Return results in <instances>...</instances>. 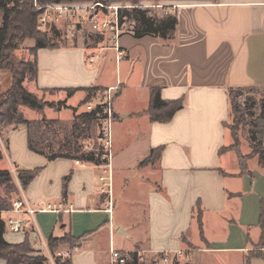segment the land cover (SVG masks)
<instances>
[{
    "label": "crops",
    "instance_id": "crops-1",
    "mask_svg": "<svg viewBox=\"0 0 264 264\" xmlns=\"http://www.w3.org/2000/svg\"><path fill=\"white\" fill-rule=\"evenodd\" d=\"M164 1L177 18L170 40L135 37L127 30L115 44L105 34L99 41L90 39L91 44L77 38L74 44L35 52L37 72L28 90L46 92L50 100L64 98L68 88L79 89L81 100L82 89L92 86L100 88L98 92L115 86L119 97L134 90L140 109H125L118 116L114 111V124L128 132L124 126L132 121L133 131H138L132 143L141 148L132 165L121 158L115 165L116 153L112 155L111 213L106 210V188L98 178L101 165L66 157L39 163V172L21 187L22 195L33 207L50 204L60 211L37 212L38 232L28 223L24 231L16 232L20 235L15 242L7 241L4 234L7 242L27 239L33 248L43 250L41 240L47 243L50 237L68 233L77 240L70 264H107L110 246L138 254L141 248L152 256L190 250V259L195 253H234L238 264H244L260 237L264 165L257 155L250 157V145V152L243 154L240 142L241 153L248 157V172L240 173L237 153L219 149L232 141L224 126L230 118L227 89L264 88V0ZM111 61L113 68L107 66ZM152 88H159L164 100L183 99L182 108L169 121L152 122L148 114H136L147 108ZM16 128L25 130L27 147L26 127ZM7 142L13 150L9 136ZM156 148H161L158 157L140 165ZM1 150L6 167L0 168H35L13 162L4 146ZM28 150L24 147L30 157ZM119 190L130 197L119 203ZM138 204L143 209H136ZM116 236L129 244L119 243Z\"/></svg>",
    "mask_w": 264,
    "mask_h": 264
},
{
    "label": "trees",
    "instance_id": "trees-1",
    "mask_svg": "<svg viewBox=\"0 0 264 264\" xmlns=\"http://www.w3.org/2000/svg\"><path fill=\"white\" fill-rule=\"evenodd\" d=\"M38 5L46 3H73L89 0H35ZM92 1V0H91ZM99 2L100 0H94ZM108 2H130V7L119 9V22H127L131 25V34L135 37L151 35L163 40H170L174 37L177 18L175 13L164 11L158 14L154 7H144L139 5L140 0H101ZM38 10L34 6V0H0V71H5L11 75L12 84L6 91L0 92V136L9 127L14 129L18 126H25L27 132V146L34 153L45 156L47 160L57 157L78 159L85 163L101 165L105 159L101 157V146L94 142L98 135L99 121L97 118V108L91 111L83 110L76 114V109L66 105L65 100L45 101L36 93L29 91L22 84L24 80L34 81L37 72L35 52L39 48H56L61 46L56 39L61 35L60 30L52 28L48 36L38 30ZM92 41H99L102 35L88 34ZM32 39L34 45L30 48L31 59L14 62L13 52L26 40ZM75 42H66L65 46ZM246 87H230L227 89L228 102L230 107V118L224 122L228 128L232 139L228 146H223L219 152L225 149H232L237 153L240 173L248 172L247 155L240 151V140L238 131L246 125V119L255 117L254 109L256 102L243 100L242 103L236 101V97ZM77 88L65 89L67 96L73 94ZM86 97L81 101L84 104L94 92L100 90L97 87L83 88ZM19 106H26L34 110H43L45 107L60 110L70 108L73 110L72 120L69 122V129L66 128L65 121L59 119L29 120L24 117ZM183 99L164 100L160 97L159 88H152L149 93V102L146 109L136 114L146 113L152 122H166L173 114L182 108ZM75 114V116H74ZM115 117V113H114ZM253 120V125L248 132V141L251 148V155L258 156V162L264 165V101L260 102L259 114ZM61 133V134H60ZM97 135L95 136V134ZM60 134L61 136L59 137ZM95 136V139H94ZM88 140L93 141V147L87 148ZM95 146V147H94ZM99 146V147H98ZM161 148L150 149L147 156L140 162V165L152 162L153 157H158ZM4 159L0 147V162ZM41 168L17 169L14 174L8 168H0V186H4L8 191L18 195V184L24 188L36 176ZM15 175V176H14ZM15 177V178H14ZM68 177V176H67ZM66 177V178H67ZM14 178V180H13ZM65 178V180H66ZM16 183V186L14 182ZM12 183V184H11ZM10 185H12L10 187ZM10 188H12L10 190ZM65 186L63 195H65ZM14 198V197H13ZM13 198L5 199L0 196V260L4 264H43L45 254L41 248L36 250L35 255L29 254L33 251L27 239L19 243H9L4 238L5 224L2 213L9 210ZM258 225L260 228L259 241L264 244V204L261 205ZM70 234H65L61 238L50 237L47 245L51 251L65 242H73ZM77 241V240H76ZM157 262L161 261L162 254L156 256ZM253 258H260L264 264V251L249 250L244 257V264H249ZM139 256L135 251L130 252V259L127 264H139ZM63 264H70L69 258ZM172 264H188L173 260Z\"/></svg>",
    "mask_w": 264,
    "mask_h": 264
},
{
    "label": "rangeland",
    "instance_id": "rangeland-1",
    "mask_svg": "<svg viewBox=\"0 0 264 264\" xmlns=\"http://www.w3.org/2000/svg\"><path fill=\"white\" fill-rule=\"evenodd\" d=\"M94 0H89V1H81V2H73L74 4L77 5H92L94 4ZM99 2H103V1H99ZM166 1L164 0H140L139 5L144 6V7H154L153 9L156 10L158 12V14H162L164 13V11H170V6L166 5L165 3ZM104 3V2H103ZM122 4V5H129L130 6V2H125V1H121V2H108L106 4ZM131 25L127 22H125L124 25V30H130ZM38 30L40 32L46 33L48 36L52 35L50 33V31H48L46 28H40L38 27ZM89 28L88 26L85 29V32L83 35H78L75 39L80 38L85 40L84 42H86L85 44H91V40L88 38V34H95L94 32H88ZM127 32V31H126ZM125 34V33H124ZM130 34V33H129ZM74 39V40H75ZM57 43L60 45H64L66 44V42H70L69 40L65 39L62 34L60 36H58V38L56 39ZM73 41V40H72ZM76 42V41H75ZM34 45V41L32 39H26L18 49H16L13 54H12V58L14 62H18L20 60H30L31 54H30V48ZM38 50V49H37ZM111 65L113 68V62L111 61V63L107 64ZM12 84V78L11 75L5 71H0V92L6 91L8 88L11 87ZM26 89H32V83L29 80H24L23 84H22ZM39 97H42L43 100L45 101H54V100H50L48 98L49 95H47L46 92H40V91H36L35 92ZM135 91L132 90V92L127 93L125 96H121L119 97L118 95H116V90L113 91V95H112V107H113V111L116 112L117 116L120 115V113L122 112H127L125 109H133V110H139L140 108V99L138 98V96H136ZM53 94V93H52ZM81 91H76L74 94H71L70 96H65L64 98H61V96L59 95L58 98H56V100L59 99H64L65 103L70 106V107H74L76 109V114H78L79 112L85 110V105L81 104ZM101 95V92H94L92 94V96L87 100V101H91L92 103H95L98 99V97ZM85 97H86V92H85ZM84 97V98H85ZM95 97V98H93ZM246 101H254L256 102L255 105V109H254V113L256 114L255 117L259 114V105L260 102L264 101V88L262 87H257V86H249L246 87L239 96L236 97V101L238 103H242L243 100ZM250 103V102H249ZM20 111L23 113L24 117L29 119V120H38L41 118H45L48 120V118H52V119H56L59 118V121H65L66 124V128L69 129V122L72 120L68 119L66 120L64 115H73V110L70 108H62L63 111L61 113H53L52 108H48L45 107L42 111L41 110H34V109H30L26 106H19ZM60 109V110H62ZM66 109V110H65ZM75 116V114H74ZM250 119L249 117L246 119V125L243 126L242 131L241 128L238 131V135H239V140L241 142V151L244 153H248L250 152V148H249V140L248 139V132L251 129V126L253 125V120H255L256 118ZM257 120V119H256ZM116 120H113L112 122V130H111V134H112V155L115 152V165H116V161L118 158H121L122 160L127 161V163L129 165H132V163L135 162L136 158L138 157L139 153H140V149L141 146L140 144H136L135 142L132 143V139H134L135 134H137L138 131L134 130L133 131V125L134 123L132 121L128 122L124 127H126V129H128V132H124L123 128L121 125L119 124H114ZM258 121V120H257ZM13 130L12 132H9ZM6 132H3V135L0 136L1 137V141H0V147L4 146L6 149L7 154L9 155V157L12 159V161L14 162L17 161L16 163L20 164L22 163L23 165L25 164H34V167H38L42 164V161L44 162L45 160H47L45 158V156L43 155H39V154H35L33 153V151H27V154H30V157L26 156L24 153V147L27 150L26 147V140H25V130L23 128H16V129H11ZM61 134V133H60ZM60 134L59 137L61 136ZM97 135V133L95 134V136ZM11 139V141L13 142V146L14 149L10 150V147L8 146V142H7V138ZM94 136V139H95ZM133 137V138H132ZM4 139V140H3ZM89 145L88 148H92L93 147V141L92 140H88ZM94 142L98 143V140L96 138V140H94ZM3 144V145H2ZM8 146V148H7ZM120 146H123L124 149L122 150V152L119 150ZM95 147V146H94ZM99 147V146H98ZM252 157V155L250 156ZM5 158V157H4ZM3 161V160H2ZM2 161L0 162L3 167L5 166V159L2 163ZM249 165H252V160L248 161ZM21 165V164H20ZM14 174V171H11ZM15 176V175H14ZM15 178V177H14ZM13 178V180H14ZM15 186L16 183L15 181H13ZM101 183V182H100ZM12 184V183H11ZM12 185H10L11 187ZM12 188H10L11 190ZM9 189H5L4 186H0V196L4 197L5 199L8 198H13L16 196V194L8 191ZM129 192H122L119 190V193L116 195L117 201L120 203L122 201H125V197H130V194H128ZM141 205L138 204V208L137 206L136 209L140 210L143 209L139 208ZM134 207V208H135ZM131 209V208H130ZM133 209V208H132ZM135 209V210H136ZM126 211V216L128 215V209L124 208L123 212L125 214ZM142 214V213H141ZM3 216V214H2ZM122 216V215H121ZM5 234V238L7 241L10 242H15L16 240H18V237L16 235H20V233H11L9 232L7 229H5L4 231ZM74 240V239H73ZM116 240L119 243H124L125 245L129 244L128 240H123L122 237H117L116 236ZM77 241H73V242H65L62 243L60 246L57 247V249L60 250H69L70 253L73 250V247H75ZM31 250H33L32 252L30 251L29 254L31 255H35L36 253V248H33L32 245L29 243ZM117 246V245H116ZM253 250L255 251H264V244H261L260 241L258 240L255 244H253L252 247ZM137 251L139 252L138 256H139V264H162L159 260L157 262H154V260H156V256H152L148 253H146L144 250H142L141 248H137ZM180 262H188V264H238V257L234 254V253H195L194 257L192 259H188L187 261H183V259L179 260ZM0 264H4L3 261L0 260ZM249 264H263V260L260 258H253L249 261Z\"/></svg>",
    "mask_w": 264,
    "mask_h": 264
},
{
    "label": "built area",
    "instance_id": "built-area-1",
    "mask_svg": "<svg viewBox=\"0 0 264 264\" xmlns=\"http://www.w3.org/2000/svg\"><path fill=\"white\" fill-rule=\"evenodd\" d=\"M34 6L38 10V27L46 28L50 31L52 28L60 30L62 36L72 41L78 35H83L86 27L88 32H94L101 35L108 34L116 43L118 37L126 32L124 30V22H119V9L128 8L129 5L122 4H106L103 2H94L90 5H77L74 3H46L38 5L34 0ZM90 34V33H89ZM116 47V46H115ZM118 54L121 52L116 48ZM116 87H107L101 90V95L95 103L86 101L84 103L85 110L91 111L97 108L98 125V144L101 146L102 155L105 163L101 164L103 173L98 177L102 186L106 188L108 194L107 211L111 213L112 199V122L114 120V111L112 107V95ZM88 148V146H87ZM18 184V183H17ZM19 194L12 200V205L9 210H6V215L3 217L5 229L11 233L22 232L25 230L28 223H32L36 229L35 214L40 211L59 212L60 207H55L47 204L44 207H33L29 201L22 195L21 186L18 185ZM38 232V231H37ZM41 240V239H40ZM45 259L43 264H63L70 257V251L56 249L51 251L47 243L41 240ZM161 263L171 264L173 260L187 261L191 257L190 250H175L173 252L164 251L161 253ZM138 255V253H137ZM130 259V252H122L109 247L107 264H127Z\"/></svg>",
    "mask_w": 264,
    "mask_h": 264
}]
</instances>
